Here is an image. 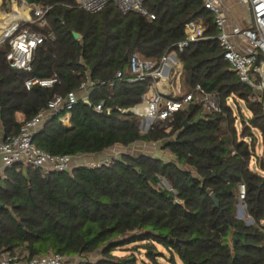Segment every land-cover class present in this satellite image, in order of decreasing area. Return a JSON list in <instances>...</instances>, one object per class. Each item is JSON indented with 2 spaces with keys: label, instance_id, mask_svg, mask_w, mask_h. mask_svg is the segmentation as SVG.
Listing matches in <instances>:
<instances>
[{
  "label": "trees",
  "instance_id": "trees-1",
  "mask_svg": "<svg viewBox=\"0 0 264 264\" xmlns=\"http://www.w3.org/2000/svg\"><path fill=\"white\" fill-rule=\"evenodd\" d=\"M27 1L51 6L49 27L42 32L53 37L37 49L31 71L11 67L9 41L0 44L4 134L20 132L17 114L31 120L54 97L78 91L89 78L96 84L88 102L80 98L74 105L70 126L61 122L65 112L53 117L34 136L37 147L53 156L77 157L115 145L164 142L172 158L122 153L109 164L81 165L64 173L7 169L0 179V253L24 259L61 254L81 258L79 264H133L113 252L144 242L154 261L160 246L172 264H264V176L249 168L256 145L252 129L261 133L264 145V110L250 101L252 90L224 60L203 0H147L154 20L124 14L113 4L90 14L71 0ZM196 19L206 24L205 38L178 52L184 66L181 87L189 92L200 85L218 92L222 113L190 107L175 115L170 131L154 126L144 132L140 117L123 112L139 104L147 90L146 83L128 82L129 57L136 52L159 60L177 49L185 25ZM52 77L57 83L51 88L25 87L28 79ZM230 99L237 111L242 102L250 113L240 133ZM240 201L251 225L236 216ZM95 253L102 257L96 263L90 260Z\"/></svg>",
  "mask_w": 264,
  "mask_h": 264
},
{
  "label": "built area",
  "instance_id": "built-area-1",
  "mask_svg": "<svg viewBox=\"0 0 264 264\" xmlns=\"http://www.w3.org/2000/svg\"><path fill=\"white\" fill-rule=\"evenodd\" d=\"M73 4L90 14L101 12L110 4L116 6L122 13L136 12L148 20H154L155 15L145 7L147 0H71ZM241 7L240 16L234 12L229 0H203L205 9L213 16L217 30L214 37L223 50V58L239 80L252 90L251 102H259L264 110V0H236ZM15 9H22L25 14L15 20L0 36V44L9 41V51L6 54L10 66L23 71H31L37 49L53 33H44L49 27L48 16L51 6L30 3L27 0H0V13L11 15ZM241 21H247L241 24ZM2 25H0V30ZM206 24L202 19L188 22L184 27V41L177 49L167 52L159 60H147L134 52L129 57L127 74L129 83H146L147 90L142 101L134 108L123 112H133L141 118V128L148 132L156 126L162 131H170L175 122V115L190 107H201L204 113H222L221 98L218 92L205 91L196 85L191 91L184 92L181 87L184 66L178 58V52H183L190 43L205 38ZM121 72L117 78H122ZM57 83V78H31L25 82L29 90L33 85L51 88ZM95 82H84L78 91L69 92L66 96H56L48 102L47 108L40 111L29 121L23 120L17 135L0 137V178L7 169L14 166L40 169L44 174L49 172H71L81 165L100 166L109 164L113 158L100 163L86 162L75 165L76 158L69 155L53 156L40 149L34 143V136L40 132L47 121L62 112L65 115L61 122L66 125L71 117V110L81 98L89 99V94ZM258 91L262 94L259 95ZM231 101V99H230ZM144 106V108H142ZM103 103L96 107L102 111ZM249 118V117H248ZM144 121L147 125L144 126ZM144 127V128H143ZM155 144V143H153ZM234 154V153H233ZM241 199L245 197V187L240 186ZM79 262L82 260L76 257ZM75 257L61 254H46L31 259L20 255L2 254L0 264H73Z\"/></svg>",
  "mask_w": 264,
  "mask_h": 264
},
{
  "label": "rangeland",
  "instance_id": "rangeland-1",
  "mask_svg": "<svg viewBox=\"0 0 264 264\" xmlns=\"http://www.w3.org/2000/svg\"><path fill=\"white\" fill-rule=\"evenodd\" d=\"M185 92V91H184ZM230 105H232V107L234 108L235 111V115L238 117L237 119V130L240 133L241 132V122H243V120L248 119V117H250V113L247 111L244 103L239 102L238 103V107H239V111H237V108L234 104V102L229 101ZM142 122V120H141ZM144 126L147 125V122L144 121L143 123ZM144 128V127H143ZM252 133L256 139V145H255V150H254V156L251 159L249 168L264 176V145L262 142V136L261 133L258 130L252 129ZM247 142H249L251 144V139H247ZM163 145L164 142L161 143H155V144H150L149 145H145L143 148V150L148 151V154H152L155 155L157 157H166V159H169L172 157V155L169 153L168 150H164L163 149ZM147 148V149H146ZM122 153L121 152H117L116 150H109L106 152V157L104 159V161L106 160H110L113 157L116 156H120ZM89 160V159H88ZM91 162V161H88ZM93 163H100V160L98 161H94ZM236 216L239 217V219H242L246 222H249L250 218L246 213V206L243 203V201H240L237 205V209H236ZM144 242L141 243H135V244H130L121 248H117L113 254L117 257H121V258H126L128 259L127 262L131 263L134 262L133 264H172L170 262V256L169 253L164 250L162 247L157 246V258L156 261L148 258L147 256V249L144 248ZM101 255L99 253H95L90 257V260L93 262H97L101 259ZM77 258L75 257V259L73 260V264H79V260H76ZM177 264H181V262L179 260L176 261Z\"/></svg>",
  "mask_w": 264,
  "mask_h": 264
},
{
  "label": "crops",
  "instance_id": "crops-1",
  "mask_svg": "<svg viewBox=\"0 0 264 264\" xmlns=\"http://www.w3.org/2000/svg\"><path fill=\"white\" fill-rule=\"evenodd\" d=\"M229 2H231L232 6H234V12L237 16H240V12H241V7L237 4L236 0H229ZM241 24H246L247 25V21H241ZM25 119L23 114H17V120L18 122H22ZM66 126H70V119H69V123L66 124ZM4 135V130H3V126L0 125V137ZM153 144V143H144V142H138L135 143L133 146L131 147H124L121 145H115L114 147L106 150L105 152L98 154V155H80L76 158V162L75 165H80L82 163H86L88 161L94 162V161H98L100 160V162H103L105 157H106V152L109 150H116L117 152H121V153H129L132 155H139V154H148L147 150L145 152V150H143L145 145H149ZM147 149V148H146ZM166 158V157H165ZM172 158V157H171ZM89 159V160H88ZM2 167L1 164V160H0V169ZM1 179V178H0Z\"/></svg>",
  "mask_w": 264,
  "mask_h": 264
},
{
  "label": "bare ground",
  "instance_id": "bare-ground-1",
  "mask_svg": "<svg viewBox=\"0 0 264 264\" xmlns=\"http://www.w3.org/2000/svg\"><path fill=\"white\" fill-rule=\"evenodd\" d=\"M24 15L25 14L22 12V9H15L14 12L9 16H5L4 14L0 13V25H2L0 36L11 25L13 21L19 20ZM142 108H144V106Z\"/></svg>",
  "mask_w": 264,
  "mask_h": 264
},
{
  "label": "water",
  "instance_id": "water-1",
  "mask_svg": "<svg viewBox=\"0 0 264 264\" xmlns=\"http://www.w3.org/2000/svg\"><path fill=\"white\" fill-rule=\"evenodd\" d=\"M74 37H75V39H79L80 38V35L78 34V33H74ZM126 59H128V57L126 56ZM250 87V86H249ZM258 94L259 95H261L262 94V92L261 91H258ZM86 102H88V100L86 101ZM50 121V120H49ZM49 121H47V122H49ZM46 122V123H47ZM45 123V124H46ZM185 125H187V123L185 122L184 123ZM45 126V125H44ZM43 130V129H42ZM211 197H212V199H213V201H214V203H215V206H216V208H218L219 207V201L217 200V198H216V196H215V194H211ZM239 218V217H238ZM253 223V221L250 219L249 220V222H247V225H251ZM2 255V253H0V256Z\"/></svg>",
  "mask_w": 264,
  "mask_h": 264
}]
</instances>
